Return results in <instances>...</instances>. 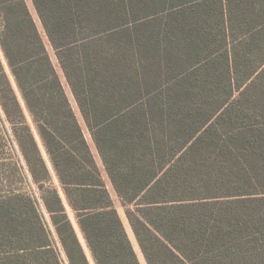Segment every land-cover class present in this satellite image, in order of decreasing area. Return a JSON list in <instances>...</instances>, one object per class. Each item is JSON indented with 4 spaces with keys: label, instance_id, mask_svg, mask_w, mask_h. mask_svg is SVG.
<instances>
[{
    "label": "trees",
    "instance_id": "16d2710c",
    "mask_svg": "<svg viewBox=\"0 0 264 264\" xmlns=\"http://www.w3.org/2000/svg\"><path fill=\"white\" fill-rule=\"evenodd\" d=\"M29 1L145 264H264V0ZM0 264H140L26 0H0Z\"/></svg>",
    "mask_w": 264,
    "mask_h": 264
},
{
    "label": "rangeland",
    "instance_id": "374dc122",
    "mask_svg": "<svg viewBox=\"0 0 264 264\" xmlns=\"http://www.w3.org/2000/svg\"><path fill=\"white\" fill-rule=\"evenodd\" d=\"M26 3H27V6H28V8H29V10H30V12H31V15H32V17H33V19H34V21H35V23H36V26H37V28H38L40 34L42 35V38H43L44 44H45V46H46V48H47V50H48V53H49V55H50V57H51V60H52V62H53V64H54V66H55V68H56V70H57V73L59 74V77H60V79H61V82H62L63 87H64V90H65V93H66V95H67V98H68V100H69V102H70V104H71V107H72V109H73V111H74V113H75V115H76V117H77V120L79 121V123H80V125H81V127H82V129H83V132H84L85 138H86V140H87V142H88V144H89V146H90V148H91V151H92V153H93V155H94V158H95V160H96V163H97L98 167L100 168V170H101V172H102V177H103L104 183H105V185H106V187H107V189H108V191H109V193H110V196H111V199H112V201H113L114 207L116 208V210H117V212H118V214H119V216H120V219H121V221H122V224H123V226H124V228H125V231H126L128 237H129L130 241H131V244H132V246H133V248H134V250H135V252H136V254H137V257H138V259H139V262H140V264H145L144 259L142 258V255H141V253H140V250H139V248H138V246H137V243H136V241H135V239H134V236H133V234H132V231H131V229H130V227H129V225H128V222H127V220H126V217H125V214H124V209L121 207L120 202H119L117 196L115 195V193H114V191H113V189H112V186H111V184H110L108 178L106 177V175H105V173H104V171H103V169H102V165H101V162H100V160H99V157H98V155H97V153H96V150H95V148H94V146H93V144H92V141H91V139H90V136H89V134H88V132H87V130H86L84 124H83V121H82V119H81V117H80V114H79V112H78L77 106H76V104H75V102H74V100H73V98H72V95H71V93H70V91H69V89H68V87H67V85H66V83H65V80H64V78H63V76H62V73H61L59 67L57 66V62H56V59H55V57H54L53 51L51 50V48H50V46H49V44H48V42H47V40H46V38H45V36H44V34H43V30H42V28H41V26H40V23H39V21H38V18H37V16H36L35 12H34V9H33V7H32V5H31V3H30L29 0H26ZM29 122H30V120H29ZM39 144H40V142H39ZM41 150H42L43 155L45 156V153H44V150H43L42 147H41ZM45 159H46V161H47V163H48V160H47L46 156H45ZM48 166H49V168H50L49 163H48ZM53 178H54V179H53L54 184L57 185V180H56V178H55V177H53ZM46 220H47V218H46Z\"/></svg>",
    "mask_w": 264,
    "mask_h": 264
}]
</instances>
